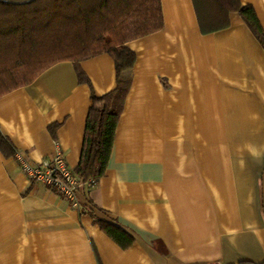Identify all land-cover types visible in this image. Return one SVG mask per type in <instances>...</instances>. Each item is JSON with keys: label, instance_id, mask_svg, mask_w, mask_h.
I'll return each instance as SVG.
<instances>
[{"label": "crops", "instance_id": "obj_1", "mask_svg": "<svg viewBox=\"0 0 264 264\" xmlns=\"http://www.w3.org/2000/svg\"><path fill=\"white\" fill-rule=\"evenodd\" d=\"M239 3L264 31V0ZM160 4L162 29L126 43L135 60L111 156L78 208L27 177L14 153L39 164L58 152L74 170L90 94L116 85L111 56L57 62L0 95V264L264 262V48L230 9L226 25L202 31L197 13L227 0Z\"/></svg>", "mask_w": 264, "mask_h": 264}, {"label": "trees", "instance_id": "obj_2", "mask_svg": "<svg viewBox=\"0 0 264 264\" xmlns=\"http://www.w3.org/2000/svg\"><path fill=\"white\" fill-rule=\"evenodd\" d=\"M229 8L197 13L203 32L226 25L228 10L236 11L264 48V31L252 6L227 0ZM160 0H31L0 1V95L30 83L43 69L60 62H78L98 54L111 56L116 85L106 94H90L80 159L74 168L83 181L96 183L111 156L115 130L130 88L135 54L126 43L163 27ZM206 16V27H202ZM80 81H87L77 69ZM8 148L0 133V149ZM8 150V149H7ZM84 189V187H83ZM94 221L121 248L133 238L114 224ZM239 264H264L241 262Z\"/></svg>", "mask_w": 264, "mask_h": 264}, {"label": "built area", "instance_id": "obj_3", "mask_svg": "<svg viewBox=\"0 0 264 264\" xmlns=\"http://www.w3.org/2000/svg\"><path fill=\"white\" fill-rule=\"evenodd\" d=\"M14 158L27 177L50 186L77 208L80 206L79 190L95 185L93 179L83 181L75 175L58 152L51 159L39 162V164L32 163L21 152L15 151Z\"/></svg>", "mask_w": 264, "mask_h": 264}]
</instances>
